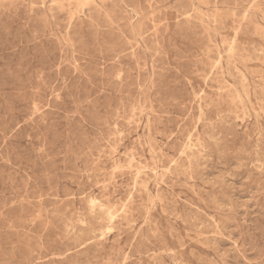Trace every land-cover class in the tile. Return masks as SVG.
I'll use <instances>...</instances> for the list:
<instances>
[{
	"label": "rangeland",
	"instance_id": "374dc122",
	"mask_svg": "<svg viewBox=\"0 0 264 264\" xmlns=\"http://www.w3.org/2000/svg\"><path fill=\"white\" fill-rule=\"evenodd\" d=\"M0 264H264V0H0Z\"/></svg>",
	"mask_w": 264,
	"mask_h": 264
},
{
	"label": "bare ground",
	"instance_id": "6f19581e",
	"mask_svg": "<svg viewBox=\"0 0 264 264\" xmlns=\"http://www.w3.org/2000/svg\"><path fill=\"white\" fill-rule=\"evenodd\" d=\"M99 203V202H98ZM99 205V204H98ZM103 208H104V206H103ZM110 213V212H109ZM108 215V214H107Z\"/></svg>",
	"mask_w": 264,
	"mask_h": 264
}]
</instances>
